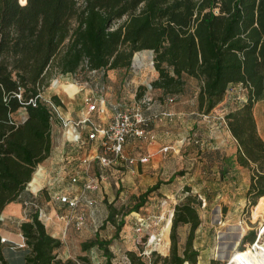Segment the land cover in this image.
Masks as SVG:
<instances>
[{"label": "trees", "instance_id": "trees-1", "mask_svg": "<svg viewBox=\"0 0 264 264\" xmlns=\"http://www.w3.org/2000/svg\"><path fill=\"white\" fill-rule=\"evenodd\" d=\"M142 50L154 53L159 75L152 88L175 99L183 93L186 78H194L199 83L198 109L204 114L224 99L232 84L244 85L247 100L224 115L237 151L227 159L216 152L219 172L224 180L236 165L249 169L247 197L254 206L264 200V139L254 116L255 103L264 99V0H25L24 4L0 0V216L29 183L34 188L35 169L51 154L52 105H63L56 94L50 97L52 105L43 97L52 70L75 73L84 62L89 70L129 68ZM162 183L136 195L125 212L106 201L108 214L101 228L111 223L118 237L125 218L139 213ZM185 190L189 193L174 206L169 255L153 250L146 256L143 250L130 249L128 264L198 262L194 241L204 202L189 187ZM28 217L20 224L26 253L21 261L11 263L0 235V264H77L57 257L63 241L36 212ZM181 226H188L183 246ZM244 239L254 242L255 232ZM259 239L264 242V234ZM110 244L97 233L81 247L83 251L98 247L112 264ZM250 247L239 251L246 254Z\"/></svg>", "mask_w": 264, "mask_h": 264}, {"label": "rangeland", "instance_id": "rangeland-1", "mask_svg": "<svg viewBox=\"0 0 264 264\" xmlns=\"http://www.w3.org/2000/svg\"><path fill=\"white\" fill-rule=\"evenodd\" d=\"M140 52L141 55L137 52L135 62L132 61L133 64L129 68H116L107 71L89 70L84 62L75 73L64 74L52 70L53 74L44 88L43 97L50 100V97L56 94L61 98L63 105L52 108L54 112L52 151L49 157L35 169L36 172L39 167H42L41 178L38 182H35L34 172L32 184L35 185L37 190L34 191L31 185L28 184V189H26L27 200L35 201L38 206L43 208L48 206V210L44 208L48 216L52 208H55L57 218L61 217L62 227L55 236L63 241V246L57 252L63 261L71 259L77 264H109L103 251L98 247H93L88 251L82 250L81 243L95 237L98 233L101 239L111 240L109 245L113 252L111 263L128 264V248H132L137 252L144 249H153L163 257L169 255L171 242L167 239V232L171 229L170 223H172L171 217L174 204L184 199L189 193L185 190V187H189L191 189L190 193L197 194L204 202L199 208L202 222L196 231L194 241L195 248L200 252L196 264H230L232 257L239 254L241 248H246L253 243L244 239L246 235L255 232L257 240L258 236L264 234V200L254 206L247 197L246 192L251 175L249 169L236 165L233 169H229L226 179L223 180L221 175H218L221 164L218 163L216 150H207L206 144L210 141L213 142L217 134L223 135L226 132V128L220 124L221 121L217 117L222 112L234 110L247 100V90L244 85L232 84L228 88L224 99L214 108L215 110H212L217 117L213 119L214 121L211 118V122L207 123L208 138L205 141L201 139V135L195 129L197 125L193 123L195 120L196 123L199 121V124L202 125L204 119V113L198 109L197 93L199 83L196 79L187 77L183 93L174 95L175 99L172 102L160 89L154 88L151 91L155 102L164 104L165 100L173 108L171 117H161L154 121L161 127L165 122H169V130L172 132L173 138L168 145L171 146H169V150H173L171 155H174L172 159L174 160V178L176 179L177 191L169 197L161 195L158 191L152 192L149 195L148 204L140 208L139 213L133 212L125 218L126 225L118 237H115V227L111 223L105 224L104 229L101 228L106 217L96 226L89 222L86 227L85 224L77 227L72 219L67 225L68 219L74 217L77 213H85L88 217V212L91 214V210H96V203L90 207L88 201L83 200L79 208L73 211L59 204L53 196L57 192L76 193L80 191L81 187H79L78 181L73 183L71 176L83 173L86 167L83 161L91 153L93 155L92 150L96 147L95 143L89 145L77 144L72 139L73 135L70 134L78 130L85 136L89 126L92 125L91 123L108 124L112 120L116 109H126L132 106L135 101L145 94L148 86L158 77L159 74L155 69L152 57L154 53L149 50ZM143 87H146V89L142 90ZM140 93H142L141 96H139ZM87 96L97 101V108L92 113H87L84 102ZM18 115L20 116V113L16 116ZM87 116L91 122L82 123ZM254 116L258 132L264 139V99L255 103ZM192 132L197 135L198 144L189 143L190 138L193 140ZM192 146L196 147L195 150H197V147H204V150H198L195 161L191 159L190 155ZM222 155H225L226 159L230 156L225 151L220 153V156ZM97 166L99 171L96 167L95 171L91 168L92 174L95 172L100 181L98 188L93 192L101 188V176H108L109 169L114 167L103 168L99 164ZM204 172L208 173L209 178L204 175ZM234 172H236V176L232 175ZM140 174L141 171L136 174L131 173V181H127L126 174L120 176L115 182L124 178L125 185H122V181H120L119 187H116L117 183H115V190L117 189V191L106 193L102 187L101 197L104 196L103 202L111 201L114 206L121 208L122 212L129 210L134 204L136 195L158 183L152 184L153 177L151 174L147 173L144 177ZM145 180H147L145 184H148V188L140 186V182L144 184ZM163 182L170 183L168 181ZM52 185L56 187V191L54 194L52 193L53 198L49 193V191H53ZM87 196H89L88 193ZM27 211V216H24L26 219L29 218L28 213L34 212V210L27 209ZM121 218L120 214L117 220L120 221ZM20 219L16 215L7 224L6 230L15 234L19 233L18 223ZM140 219L145 224V228L142 233L137 234L135 229ZM45 225L49 231L55 230V225L52 224L51 220ZM242 227L245 232L242 237H239ZM153 233L155 238L150 244L137 243V238L143 237L142 240H144L145 237L147 238L149 234ZM187 233L188 226L179 228L180 246H183ZM3 237L6 238L3 244L7 259L11 263L21 260L27 249L26 245L20 246V244L25 243L22 237H19L21 243L9 240L7 234H3ZM260 243L264 246V242L260 241ZM222 253L225 257H221ZM248 254H250V251ZM79 256H85L86 260H78ZM234 263L236 264V261Z\"/></svg>", "mask_w": 264, "mask_h": 264}, {"label": "crops", "instance_id": "crops-1", "mask_svg": "<svg viewBox=\"0 0 264 264\" xmlns=\"http://www.w3.org/2000/svg\"><path fill=\"white\" fill-rule=\"evenodd\" d=\"M151 111L156 112L158 114H161L162 112H170L172 114L173 108H172V106H169L168 103L165 102V100H164V104L155 102ZM227 112L228 111L222 112V114L217 117L216 115L213 114V111H211L208 114H203L204 119L202 120V122H203L202 125L199 124V121H197V123H196L195 120L193 123H194V125H197L195 127V129L198 130V133L202 137L201 139L205 141L208 138V134L206 132V127L208 126L207 123L211 122V118L213 120V119H215V117H217V119L221 121L220 124L224 125V127L226 128V132L223 135L217 134L215 136L216 138L213 142L210 141V143L206 144V149L207 150H210V149L216 150V152L219 154L225 151L229 155H234L237 151L238 145H237L235 138L232 136L231 132L229 131V129L226 125L224 115ZM166 119H168V118H166ZM154 122H152L150 124V126L148 127V135L146 138L130 137V138H128V140L125 144L126 156H128V157L149 156V161L147 163H136L133 165H130V164L124 162L121 165L114 166V167L110 168L109 169L110 173H107L108 176H106V177L101 176L102 177L101 188L97 191H94V192L93 191L88 192V195H89L88 197L92 198L96 202V208H95L96 212L94 211V209L91 210V214L88 212V214H87L88 217L86 216L85 227L89 225L88 224L89 222H90V224L96 226L98 223L102 222V220L105 217H107V214H108L107 204H106V202H103L104 196L101 197L102 187L105 189L104 192H106V193L107 192L109 193L112 191H117V189L115 190V185H116L115 183H117L116 187H119L120 181H122V185H125L124 178H121L120 181L115 182V180H117L120 176L126 174L125 178L127 179V181H129V180L131 181L132 180L131 173L136 174L139 171H141L140 175L143 177L147 173L152 175V177H153L152 178V184L157 183L159 180L168 181L170 178H172L174 176L175 167H174V160L172 159V157L174 155H171V152L173 150L164 151L165 147L170 146L168 144L171 143L172 138H173L172 132L169 130V124H168L169 122L168 121L165 122L163 127L159 126V124H157V122H155V123ZM192 136H193V138H192L193 140H191V138H190L189 143H191V142L195 143V140L197 139V137H196L197 135L195 134V132H192ZM194 148H196V147L192 146V148H191L192 153H190L191 159L193 161L196 160V156L198 155V150L199 149L204 150V147H200V148L197 147V150H195ZM198 157H200V156H198ZM97 165L98 164L93 163L92 169L94 171H95V167L99 171V168ZM119 167L121 169H118ZM122 169H123V171L121 172ZM204 173H205L204 175H206L207 178H209L208 173L207 172H204ZM218 175H220L219 171H218ZM232 175L236 176V172H234ZM146 181L147 180H145L144 184H142V182H140V186L143 188H144V186H146V188H148V184H145ZM31 183H32V181H31ZM78 183L80 185L79 187H82V185L84 183V179L80 178ZM168 185H169V187H168ZM176 185H177L176 179L174 178L173 181H171L168 184L163 182L156 191H158L161 195H166L169 197L172 194H174L175 191H177ZM51 188L53 189V191L52 192L49 191V193L51 194V197L53 198L54 195L52 196V193L54 194V192L56 191V189H55L56 187H55V185H52ZM26 189H28V186ZM33 190L34 191L37 190V189H35V185H34ZM74 190H75V188H74ZM145 190H147V189H145ZM27 196H28V194L26 192H24L23 195L19 198V200L17 202H13V203L9 204L2 213V215L6 218V220L3 222V224L0 227V235L3 237V234H7L8 239L15 241L16 243H21L20 242L21 237H22V240L24 241V236L22 235V232L20 230V224L23 221L27 220L24 217V216H27V213H26L25 208H24V202L28 199ZM109 202L111 203V201H109ZM176 204L177 203L175 202L174 206ZM44 208L46 210H48V206H45ZM173 211H174V208H173ZM55 212H56L55 208H52V211L49 212V214H50L49 219L51 220L52 224L55 225V227H54L55 230L50 231L54 236L58 234L59 230L62 227V223L60 220L61 217L57 218ZM16 215L19 218H21L20 222L18 223L20 232L17 234L9 232L8 230H6L7 224L14 217H16ZM100 216H101V218H100ZM167 239L170 240V230L167 232ZM130 249H132V248H128L127 250H130ZM57 257L60 258L59 256H57ZM19 261H21V260H19Z\"/></svg>", "mask_w": 264, "mask_h": 264}, {"label": "built area", "instance_id": "built-area-1", "mask_svg": "<svg viewBox=\"0 0 264 264\" xmlns=\"http://www.w3.org/2000/svg\"><path fill=\"white\" fill-rule=\"evenodd\" d=\"M22 4V0H20ZM153 53L152 51H150ZM141 55V52H138ZM154 57V56H152ZM153 90L152 85L148 86V90L145 94L135 103L126 108V109H116L112 120L106 124H94L89 126V130L86 132V135L83 136L82 133L78 130L73 131L70 135H73V141L80 145H89L90 143H95L96 147L93 148L92 153L86 157L83 161L84 165H86L83 173L76 174L71 176V181L73 183L79 182L80 178L84 179V183L80 189V191L68 192V193H60L57 192L54 197L56 201L63 205L64 207L70 210H77L83 200L88 201V206L92 207L94 205L95 200L89 198L87 193L93 190H96L99 186V176L95 173H91V168H93V163L97 162L103 168H109L112 166H118L125 163L130 165L136 163H147L149 161V156H140V157H128L125 154V144L130 137L136 138H146L148 135V127L150 124L161 117H171L172 114L170 112H162L158 114L156 112H152L153 104L155 102L153 95H151V91ZM169 101H174L173 97H168ZM47 102L51 104L50 100L47 99ZM84 102L87 107V113H92L97 108V101L91 98L90 96L85 97ZM52 105V104H51ZM55 108L54 105H52ZM151 111V112H150ZM90 121L88 116L84 118L82 123H87ZM91 122V121H90ZM196 143H199L198 139H196ZM169 147H165L164 151H168ZM97 152V153H96ZM25 211L27 209H33L34 212L38 214V218L44 222L45 224L50 220L48 213L43 207L38 206L35 201L26 200L24 202ZM28 212V211H27ZM73 220L74 224L77 227H81L85 224L86 215L85 213L76 214L74 217L68 219L67 225H69L70 220ZM6 218L1 215L0 221L4 222ZM145 224L142 223L140 219L136 226L137 234H140L144 231ZM155 238L154 233L149 234L146 241L142 240V237L137 238V243L150 244ZM6 238L1 237V242H5ZM256 241H254L251 245L254 246ZM25 243L20 244V246H24ZM153 249L143 250L142 254L149 256Z\"/></svg>", "mask_w": 264, "mask_h": 264}, {"label": "bare ground", "instance_id": "bare-ground-1", "mask_svg": "<svg viewBox=\"0 0 264 264\" xmlns=\"http://www.w3.org/2000/svg\"><path fill=\"white\" fill-rule=\"evenodd\" d=\"M22 2L24 3L25 0H22ZM41 174H42V167H39V169L35 172V178H34L35 182H38L40 180ZM241 229L242 230L239 232V237H242L245 232V229L243 227ZM259 237H258V241L256 242V244L254 246L251 245L250 254L248 253L247 255L245 254L239 255L241 253L235 254L230 260V264H235L234 261H236V264H264V246L262 243H260ZM221 257H225V255L222 253Z\"/></svg>", "mask_w": 264, "mask_h": 264}, {"label": "water", "instance_id": "water-1", "mask_svg": "<svg viewBox=\"0 0 264 264\" xmlns=\"http://www.w3.org/2000/svg\"><path fill=\"white\" fill-rule=\"evenodd\" d=\"M149 51H152V50H149ZM153 52V51H152Z\"/></svg>", "mask_w": 264, "mask_h": 264}]
</instances>
